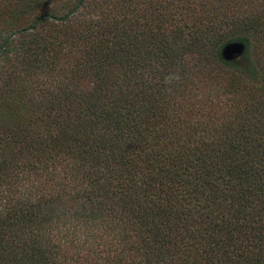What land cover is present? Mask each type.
Masks as SVG:
<instances>
[{
  "label": "trees",
  "instance_id": "16d2710c",
  "mask_svg": "<svg viewBox=\"0 0 264 264\" xmlns=\"http://www.w3.org/2000/svg\"><path fill=\"white\" fill-rule=\"evenodd\" d=\"M108 2L0 0V264H264V0Z\"/></svg>",
  "mask_w": 264,
  "mask_h": 264
},
{
  "label": "rangeland",
  "instance_id": "374dc122",
  "mask_svg": "<svg viewBox=\"0 0 264 264\" xmlns=\"http://www.w3.org/2000/svg\"><path fill=\"white\" fill-rule=\"evenodd\" d=\"M122 2L123 0H110V2H108L107 5H105L104 7L93 9L90 12H93L92 15L94 16L98 15L99 12H102V13L109 12L110 15H114L116 13L118 14L119 11L122 9L121 8L123 4ZM224 74L226 76H220ZM227 74H228L227 71L226 73L222 72L220 74H218L217 72H214L213 70L204 71L203 73L193 71L192 76H189V80L193 81L191 84H189V88H191L193 92L199 93V95L206 96L208 94H211V96L209 97L215 100V103H216L215 106L216 105L221 106L222 102L224 101L222 94H224L223 92L226 91L225 87L227 86V84H229V78H228L229 76ZM65 76H66V68L64 67L63 68L61 67V73L53 72L49 76H43V75H39L38 77L31 76L29 83L32 84V79L33 81H35V83L33 84V89L35 91L32 88H30L33 91L31 94L25 90L26 87L21 86L19 84L24 79L20 78V80H18V83L15 84V87H16L15 89L19 91L18 95H20L23 99L21 103V109L19 112V119L22 123L25 124V123H28L29 121H32V122L36 121V119L38 120L39 117H42L47 112L38 102L39 100H41V98L38 95L39 93L38 91L43 90L44 88L55 90L57 81L58 82L62 81L61 84L65 85L66 84ZM199 97L200 96H198L197 98L199 99ZM15 98L17 99L16 95H15ZM197 98L190 99V100H197ZM48 99H50V97H48ZM48 99L47 101L49 103L44 102V104L52 105V102ZM179 103H180V106H182V108L184 109L187 108L188 110L190 109L188 108L189 106H194L190 103H183V102H179ZM195 108L197 107L195 106ZM216 108L218 109L219 107H216Z\"/></svg>",
  "mask_w": 264,
  "mask_h": 264
},
{
  "label": "water",
  "instance_id": "95a60500",
  "mask_svg": "<svg viewBox=\"0 0 264 264\" xmlns=\"http://www.w3.org/2000/svg\"><path fill=\"white\" fill-rule=\"evenodd\" d=\"M245 54V46L242 43L234 42L225 45L221 50V58L227 63L241 59Z\"/></svg>",
  "mask_w": 264,
  "mask_h": 264
},
{
  "label": "clouds",
  "instance_id": "9594fccd",
  "mask_svg": "<svg viewBox=\"0 0 264 264\" xmlns=\"http://www.w3.org/2000/svg\"><path fill=\"white\" fill-rule=\"evenodd\" d=\"M181 75L178 71H170L165 77L163 83L168 86L167 90L171 91V86L178 84L181 80Z\"/></svg>",
  "mask_w": 264,
  "mask_h": 264
}]
</instances>
